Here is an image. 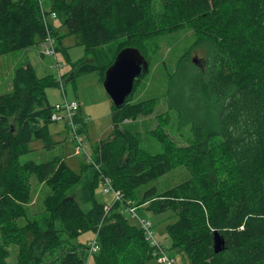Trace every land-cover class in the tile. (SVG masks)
I'll return each mask as SVG.
<instances>
[{
  "label": "trees",
  "instance_id": "obj_1",
  "mask_svg": "<svg viewBox=\"0 0 264 264\" xmlns=\"http://www.w3.org/2000/svg\"><path fill=\"white\" fill-rule=\"evenodd\" d=\"M49 10L94 55L79 69L98 70L100 82L122 48H138L150 65L147 52L157 51L161 37L192 30L193 42L168 73L166 96L194 138L177 144L163 130L167 117L156 115L160 128L153 134L162 150H140L135 121L153 114L157 97L132 101L136 78L124 105L112 108L110 134L95 148L99 168L79 202L66 192L81 173L62 158L20 161L32 141L55 143L45 87L56 82L37 77L30 64L16 69L12 89L0 94V264H83L88 245L77 237L88 230L99 244L88 264H144L154 247L124 216L130 205L174 213L166 225L170 248L183 252L187 264H264V0H49V7L42 0H0V55L40 43ZM106 48L112 57L99 66ZM192 51L203 55V69L191 61ZM180 166L188 171L180 183L149 186ZM97 174L120 194L108 210L93 195ZM32 177L49 192L44 210L29 218ZM215 230L226 244L218 253Z\"/></svg>",
  "mask_w": 264,
  "mask_h": 264
},
{
  "label": "rangeland",
  "instance_id": "obj_2",
  "mask_svg": "<svg viewBox=\"0 0 264 264\" xmlns=\"http://www.w3.org/2000/svg\"><path fill=\"white\" fill-rule=\"evenodd\" d=\"M42 2L44 7H49V0H42ZM54 21L57 32L55 36H60V43L56 44L55 56L44 55L41 52L40 43L27 49L0 55V94L12 89L13 76L16 69L24 68L27 64H30L37 77H44L49 82H56V84H50L45 87L47 98L51 105L79 101L81 110L79 108L75 110L71 121L73 120L75 123V131H77L84 142V149L80 150L77 148V139L73 140L72 127L69 125L72 123L68 122V117H65V120H52L48 124V131L52 141L55 142L51 145V148L45 147V144L40 140L32 141L29 144L30 151L21 155L20 161L33 160L42 162L54 157L62 158L72 170L81 173V181L66 192L67 195H75L80 202V195L87 191L88 183L93 180L99 168V164L95 160V148L99 140L107 138L110 134L114 104L105 91L102 82L99 81L98 70L87 72L79 69L80 63H92L94 55L85 52L84 47L79 44L77 35L65 34V28L61 26L60 21L57 18ZM193 40L194 34L192 30L179 31L172 35L161 37L157 42L159 48L155 53L147 52L150 59L149 71L144 76H141V80L131 98L132 101L137 102L157 97L153 114L139 117L135 121V129L141 133L139 148L144 153H155L162 150L161 143L153 134L155 128H160L156 115H158V118H160L159 115L167 117V123L163 124V130L177 144L186 145L194 138L191 123L169 107L166 96L168 73L173 72L177 58ZM192 52L191 56L197 54L203 58V55L198 51ZM102 57H98L96 64L99 66L101 63L105 64L112 57L111 51L106 48V53L103 51ZM75 148L78 149L79 153H75ZM187 176L188 171L186 168L182 166L176 167L151 182L149 186L154 185L158 190L166 189L180 183ZM105 180H108V178L98 175L93 195L97 201L105 205L104 209L108 210L115 201L114 193L117 190L110 188L105 183ZM105 189H108V191H105ZM48 192L49 188L46 185L38 182L34 177L31 178V199L27 204L29 218L38 216L44 210L43 199ZM81 205L87 208L84 204L81 203ZM129 207L134 208L136 218L132 217ZM122 212L129 222L139 227V219L149 221L154 238L165 249L166 254L173 257L174 264L188 263V259L183 252L176 248H170L172 243L166 232V225L175 219V215L171 210L154 213L144 205H130L122 209ZM94 235L95 232L88 230L80 233L77 240L82 244L88 245L89 240L93 239ZM154 251L155 249H153V254ZM15 254L16 252L12 248L8 258L10 262L14 261ZM144 264L165 263L157 260L154 254V257L147 260Z\"/></svg>",
  "mask_w": 264,
  "mask_h": 264
},
{
  "label": "water",
  "instance_id": "obj_3",
  "mask_svg": "<svg viewBox=\"0 0 264 264\" xmlns=\"http://www.w3.org/2000/svg\"><path fill=\"white\" fill-rule=\"evenodd\" d=\"M191 61L203 69L205 60L194 54ZM149 68V62L136 47H124L117 52L112 63L104 71L102 85L110 96L114 106L121 108L126 98L133 90L134 80L144 76ZM212 246L215 253L225 249L223 235L215 230L212 237Z\"/></svg>",
  "mask_w": 264,
  "mask_h": 264
},
{
  "label": "built area",
  "instance_id": "obj_4",
  "mask_svg": "<svg viewBox=\"0 0 264 264\" xmlns=\"http://www.w3.org/2000/svg\"><path fill=\"white\" fill-rule=\"evenodd\" d=\"M55 18H56V12L54 10H49L48 12L45 13L44 23L46 24L45 25L46 35L41 40L40 47H41V52L47 56H55L56 53L57 39L56 36L51 33L48 25L49 22L53 24ZM79 106L80 105L78 101H71L69 103L68 102L56 103L52 105L50 120L60 121V120H65L64 118L68 117V122L72 123L69 125L72 127L71 131H73V140L77 139L76 140L77 148L82 150L84 149V142L77 133V131H75V123L73 122V120L71 121V118L73 119V116L75 114V110H77ZM78 149L75 150V153H79ZM105 183L109 185L110 188H112L109 179L105 180ZM105 191H108V189H105ZM114 194H115L114 200L120 199V194L118 191L115 192ZM128 209L131 212L132 217L136 218L137 216L135 214L134 208L129 207ZM139 224L145 234L146 239L149 241V244L154 247L155 249L154 254L157 257V260L165 264H174L173 257L168 256L166 254L165 249L162 246H160V244L154 238L151 223L149 221L139 219ZM98 250H99V244L97 240V232H95L94 238L89 240L87 247V259L84 260L83 264H88L92 255H94Z\"/></svg>",
  "mask_w": 264,
  "mask_h": 264
},
{
  "label": "crops",
  "instance_id": "obj_5",
  "mask_svg": "<svg viewBox=\"0 0 264 264\" xmlns=\"http://www.w3.org/2000/svg\"><path fill=\"white\" fill-rule=\"evenodd\" d=\"M53 26L55 27V21H54V23H53ZM66 31V30H65ZM79 102V101H78ZM79 105H80V103H79ZM79 110H81V105H80V107H79Z\"/></svg>",
  "mask_w": 264,
  "mask_h": 264
}]
</instances>
